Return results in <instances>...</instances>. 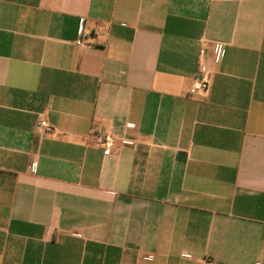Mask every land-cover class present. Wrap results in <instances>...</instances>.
<instances>
[{"label":"crops","instance_id":"obj_1","mask_svg":"<svg viewBox=\"0 0 264 264\" xmlns=\"http://www.w3.org/2000/svg\"><path fill=\"white\" fill-rule=\"evenodd\" d=\"M0 264H264V0H0Z\"/></svg>","mask_w":264,"mask_h":264},{"label":"built area","instance_id":"obj_2","mask_svg":"<svg viewBox=\"0 0 264 264\" xmlns=\"http://www.w3.org/2000/svg\"><path fill=\"white\" fill-rule=\"evenodd\" d=\"M89 32H87L84 28L80 29V39L76 42L78 45H83V36H88ZM209 90V76L201 58H199L197 63L196 75L187 88V92L192 94L193 96L204 97ZM40 127L45 128L46 130H50L47 123L42 120L40 121ZM99 142L103 147V154L108 156L110 154V149L113 144L117 142L116 137L109 133H103L98 136ZM125 143V142H124Z\"/></svg>","mask_w":264,"mask_h":264}]
</instances>
